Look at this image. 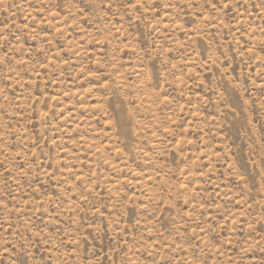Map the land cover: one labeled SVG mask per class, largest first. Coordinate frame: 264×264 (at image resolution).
<instances>
[{"label": "rangeland", "instance_id": "374dc122", "mask_svg": "<svg viewBox=\"0 0 264 264\" xmlns=\"http://www.w3.org/2000/svg\"><path fill=\"white\" fill-rule=\"evenodd\" d=\"M0 264H264V0H0Z\"/></svg>", "mask_w": 264, "mask_h": 264}]
</instances>
